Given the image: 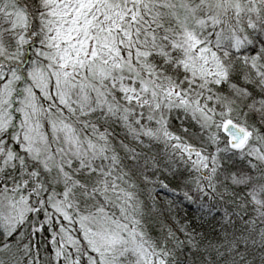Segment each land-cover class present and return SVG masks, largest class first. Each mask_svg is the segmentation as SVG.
Returning a JSON list of instances; mask_svg holds the SVG:
<instances>
[{
    "label": "snow or ice",
    "instance_id": "snow-or-ice-1",
    "mask_svg": "<svg viewBox=\"0 0 264 264\" xmlns=\"http://www.w3.org/2000/svg\"><path fill=\"white\" fill-rule=\"evenodd\" d=\"M0 264H264V0H0Z\"/></svg>",
    "mask_w": 264,
    "mask_h": 264
}]
</instances>
